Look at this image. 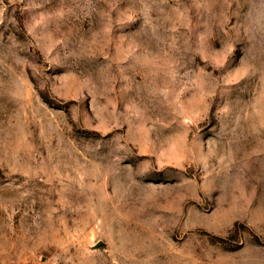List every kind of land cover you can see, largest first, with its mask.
<instances>
[{"label": "rangeland", "instance_id": "obj_1", "mask_svg": "<svg viewBox=\"0 0 264 264\" xmlns=\"http://www.w3.org/2000/svg\"><path fill=\"white\" fill-rule=\"evenodd\" d=\"M0 264H264V0H0Z\"/></svg>", "mask_w": 264, "mask_h": 264}]
</instances>
